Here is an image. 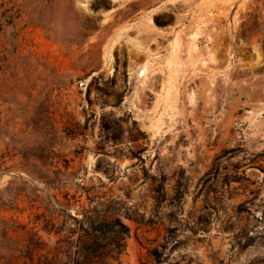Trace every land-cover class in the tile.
<instances>
[{
  "label": "rangeland",
  "instance_id": "1",
  "mask_svg": "<svg viewBox=\"0 0 264 264\" xmlns=\"http://www.w3.org/2000/svg\"><path fill=\"white\" fill-rule=\"evenodd\" d=\"M0 264H264V0H0Z\"/></svg>",
  "mask_w": 264,
  "mask_h": 264
},
{
  "label": "trees",
  "instance_id": "2",
  "mask_svg": "<svg viewBox=\"0 0 264 264\" xmlns=\"http://www.w3.org/2000/svg\"><path fill=\"white\" fill-rule=\"evenodd\" d=\"M222 157V155L218 156L215 160V165H214V168L212 169L213 172H210L209 174L205 175V179L203 180V184H205L206 182H208L210 179H213L214 178V175H216L218 173V170H219V166L216 164V162H218V160ZM66 168V167H65ZM163 180V179H162ZM242 180H245V178L235 174L233 175L229 182H239V181H242ZM75 221H77L75 218H73ZM83 222V220H80V222ZM116 223L122 228L124 229L125 227L118 221V220H115ZM79 222V221H78ZM96 227L94 226L93 222H90L89 223V228H86V229H82L85 233L87 234H90L89 232L93 233V231H96L95 229ZM90 255V253H89ZM87 256L85 261L88 263L90 261V256Z\"/></svg>",
  "mask_w": 264,
  "mask_h": 264
}]
</instances>
